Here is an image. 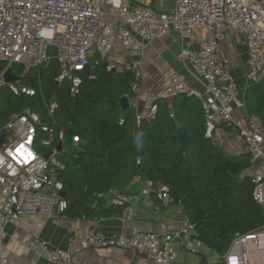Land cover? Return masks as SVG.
I'll return each mask as SVG.
<instances>
[{"label":"built area","instance_id":"built-area-1","mask_svg":"<svg viewBox=\"0 0 264 264\" xmlns=\"http://www.w3.org/2000/svg\"><path fill=\"white\" fill-rule=\"evenodd\" d=\"M158 1L164 5L167 0ZM173 3L172 11L157 13L150 7H134L132 0H0V63L6 64L0 72V89L6 86L15 95H35L36 89L30 85L6 82L4 75L11 69L22 78L33 68L48 65L53 49L60 63L59 85L67 84L69 93L78 95L91 54L106 60L119 43L127 55L144 56L159 32L175 31L180 38L177 59L186 71L171 75L166 96L187 94L201 100L207 138H214L223 124L239 133L256 167L250 174L252 193L264 214V126L256 114L245 113L244 123L235 118L236 109L245 110L246 103L222 45L227 42L234 48L233 34H242L248 55L246 78L264 83V0ZM13 66L21 68L22 74L14 72ZM106 69L121 73L125 67L120 60H109ZM46 105L52 122H44L40 113L25 108L13 113L5 124L0 123V139H4L0 143V264H16L6 243L7 223L35 214L62 215L68 208L67 199L60 196L65 164L58 158L57 146L61 142L62 151L66 149L64 134H57L53 118L58 105ZM130 107L138 126L143 121L152 122L158 113L155 101L147 111L140 110L137 100H131ZM80 142L78 136L73 137V145ZM152 188L153 183L146 180L143 194ZM166 191L167 187L161 186L158 197L170 203L173 199ZM138 201L137 195L111 192L110 202L124 207L127 220L134 218ZM193 232L189 220L163 234L139 229L107 236L87 227L83 242L85 247L128 249L156 264H172L173 242L183 243V234ZM21 244L53 264H66L70 258L68 251L39 236ZM218 257L225 264H264V225L257 231L235 234L225 255Z\"/></svg>","mask_w":264,"mask_h":264},{"label":"trees","instance_id":"trees-1","mask_svg":"<svg viewBox=\"0 0 264 264\" xmlns=\"http://www.w3.org/2000/svg\"><path fill=\"white\" fill-rule=\"evenodd\" d=\"M50 56L48 65L33 68L21 78V84L36 89L35 95H15L6 86L0 89V123L25 108L40 113L44 122H52L46 104L57 103L53 118L57 134H64L66 149L58 154L65 164L60 175L68 201L64 215L95 218L124 211L109 196L113 190L131 194L135 178L140 176L153 183L151 191L157 196L161 186H166L172 203L183 208L194 226L192 237L206 235L214 240L218 247L210 246L221 257L235 234L257 231L264 225L262 207L252 193L251 154H230L214 138L206 137L200 99L178 94L170 104L166 98H157L155 120L138 126L135 111L121 106L124 96H137L135 71H109L97 56L94 68L89 65L82 74L81 93L71 95L67 84L56 87L60 63L53 49ZM5 67L0 63V72ZM12 68L22 74L21 68ZM245 99L248 112L258 115L264 126V83L249 82ZM181 126L191 139L186 149L177 139ZM222 126L233 130L227 124ZM139 131L149 136L142 155L135 144ZM74 136L81 139L77 145L72 143ZM200 264L225 262L200 254Z\"/></svg>","mask_w":264,"mask_h":264},{"label":"crops","instance_id":"crops-1","mask_svg":"<svg viewBox=\"0 0 264 264\" xmlns=\"http://www.w3.org/2000/svg\"><path fill=\"white\" fill-rule=\"evenodd\" d=\"M132 4L134 7H150L157 13L172 11L174 5L173 0H167L164 5H161L158 0H132ZM232 37L235 41L234 48H229L227 42H224L222 44L223 52L230 59L237 85L242 87L241 99L246 103L245 98L249 85L246 78L248 70L247 49L242 34L234 33ZM179 42L180 38L175 31L159 32L150 42L145 55L140 57L127 55L121 49L120 44L116 43L114 50L106 60L98 54H91L90 66L94 68L98 56L105 63L109 60H120L125 69L135 71L139 78L137 96L135 99H130V97L129 99L130 101L137 100L140 110L147 111L150 104L157 98L163 97L170 104L172 103V98L166 96L167 89L171 84V75L174 72L185 73L186 71L183 64L177 59V53L180 50ZM189 80L194 83L191 76ZM195 86L203 90L201 84L196 83ZM245 113H249L247 105L245 110L236 109L235 118L244 123ZM222 133L227 135L225 129L221 127L216 135ZM218 143L224 145V143ZM244 145L242 149L236 151L226 149L224 146L223 148L230 154H240L248 152L246 144ZM255 169L256 167L252 168L250 174ZM145 186L146 180L140 177L139 180L138 178L135 179L131 188V194L139 197V201L135 204V216L132 220H127L124 217V211L119 210L111 215L95 218H72L64 214L47 217L35 214L18 222L7 223L5 230L7 226L9 230H6L8 233L6 243L11 260L16 264H53L38 256L29 247L21 244L22 240L28 242L39 236L69 252L70 258L66 264H156L128 249L117 247L91 248L85 247L83 242V232L87 227H93L107 236L121 231L131 232L139 229L163 234L181 226L188 220L181 206L172 202H163L151 190L147 194H143ZM109 199H111L110 196ZM182 238L183 243L176 240L172 244V264H200V254L207 256V259L212 261L221 260L214 248L200 240L199 237L194 239L192 234H183Z\"/></svg>","mask_w":264,"mask_h":264},{"label":"water","instance_id":"water-1","mask_svg":"<svg viewBox=\"0 0 264 264\" xmlns=\"http://www.w3.org/2000/svg\"><path fill=\"white\" fill-rule=\"evenodd\" d=\"M4 79L6 82H17V81L21 80V77L16 76L15 74H13L11 69H8L4 75ZM58 86H59V82L56 81V87L58 88ZM121 106H122L123 110H127V109L131 108L130 107V99L128 96H124L121 99ZM148 139H149V136L145 132L139 131L135 134V144H136V147H137L140 155H142L147 150ZM177 139H178V141H179V143L183 149H186L190 145L191 139H190V136H189L185 127L181 126L177 129ZM3 141H4V139L1 138L0 143H2ZM57 149H58L59 153L62 152L63 148H62L61 142L58 144ZM60 196L65 198L66 197V191L65 190L62 191ZM199 239L202 240L203 242L213 246V247H216V248L218 247V244L206 235L199 236Z\"/></svg>","mask_w":264,"mask_h":264},{"label":"rangeland","instance_id":"rangeland-1","mask_svg":"<svg viewBox=\"0 0 264 264\" xmlns=\"http://www.w3.org/2000/svg\"><path fill=\"white\" fill-rule=\"evenodd\" d=\"M238 88L240 91H242V87L240 85H238ZM243 88H244V86H243ZM225 131L227 132V135H225L223 133L220 135H216L215 140L222 143V144L224 143L223 146L226 149L236 151V150L242 149L243 146H245L244 140L240 137V135L237 131L226 130V129H225ZM222 140H224V142H222ZM6 230L7 231L9 230L8 226L6 227Z\"/></svg>","mask_w":264,"mask_h":264}]
</instances>
